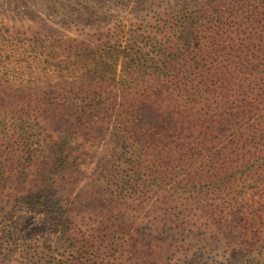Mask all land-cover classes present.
<instances>
[{
    "label": "rangeland",
    "instance_id": "obj_1",
    "mask_svg": "<svg viewBox=\"0 0 264 264\" xmlns=\"http://www.w3.org/2000/svg\"><path fill=\"white\" fill-rule=\"evenodd\" d=\"M263 4L0 0V117L12 122L19 111H32L40 119L37 126L61 147L56 166L42 163L45 153L30 163L25 153L14 155L10 136L0 132V152L5 151L0 158V264H264L259 189L249 182L228 187L229 175L213 166L214 172L198 174L188 164L185 171L196 172L189 176L181 143L169 157L158 158L161 173L155 168L138 173L115 136V118L123 114L111 118L118 110L129 111L143 144L164 146L170 122L183 124L162 101L210 76L240 83L264 72V45L262 58H254V45L264 43ZM259 81L251 77L245 87L255 89ZM142 85L151 95L138 100ZM256 93L243 98L236 85L230 97L212 105L216 124L223 126L229 98L237 106L247 104L245 118L237 108L212 145L216 158L227 155L229 141L237 153L254 157L233 135L248 121ZM155 98H161L162 111ZM79 108L101 109L107 118L102 114L91 131L78 117ZM200 113L206 123L207 115ZM258 113L253 108L249 124ZM81 125L89 133L79 131ZM213 132L215 137L218 130ZM38 186L67 212L29 210L26 201L38 199ZM25 192L31 195L23 197Z\"/></svg>",
    "mask_w": 264,
    "mask_h": 264
},
{
    "label": "trees",
    "instance_id": "obj_2",
    "mask_svg": "<svg viewBox=\"0 0 264 264\" xmlns=\"http://www.w3.org/2000/svg\"><path fill=\"white\" fill-rule=\"evenodd\" d=\"M263 45L264 43L261 41L254 45L256 53L254 58H262L260 53L263 50ZM251 77L260 78L258 86H256L255 89L254 87H245V83ZM180 83L179 81L177 82L179 85ZM184 85L185 81L183 80V86ZM236 85L239 86L243 98H246L253 90L257 92L256 97H253L249 104V118L253 108L258 109V115L254 117L255 122L249 124L248 118L245 124L236 126H239V129L233 135V137L244 142L246 149H248L254 157L250 158L242 151L237 153L238 150L235 147H231L234 142L229 141L227 146L230 147L227 155L223 158H219V156L216 158V153H212V145L214 143L218 144L217 140L219 134H223L227 129L226 126L231 125L233 121L232 118H235L237 114V108L242 111V113L239 114L242 119L245 118L247 113L246 103L237 106L233 103L232 99L229 98L228 104H231V106L225 111V113H228L229 119L220 120V122L224 124L223 126L216 124L217 119L215 115L217 113L213 112L212 105L220 101L221 97L224 95L230 97ZM211 86L212 91L209 89ZM142 87V91L139 92L140 97L138 100L151 95L150 89L145 87V85H142ZM160 100L161 98H155L154 103L155 107L157 106L156 109L162 111ZM162 106L172 111L179 122L183 124L182 127L170 122L173 126L167 129L166 135L168 137L166 138L163 136L166 141L164 146L162 143L158 142L152 146V141L146 145L143 144L141 138L138 136V134L143 135V133H140L136 128L135 120L127 113L129 111L118 110V113L114 111L115 115L111 117L114 118L115 116L123 114L122 117L115 118V123L118 126L115 128V136L125 148V154L129 157L131 169L138 173H145L155 168L157 173H161L159 171L158 158L163 159L169 157V152H173V150L180 148L179 144L181 143L183 144L184 171L189 168L188 164L190 167L195 166L198 174L199 170L202 169L208 171L212 170L214 172V170L210 168L211 166L214 168L216 167L218 172L229 175L227 176L226 186L230 187L235 184H243V182L246 184L249 182L251 184L250 188L255 190L259 189L260 193L257 197L264 201V72H260L259 75H255L254 73L249 74V77L243 78L240 83L210 76L208 82L202 79L198 86L192 90H190V87H187L184 92L183 88L181 91H177L175 96H171L166 99V101H162ZM208 109H210V111H207ZM194 110H196V112H194ZM200 110L204 112L205 116L207 115L206 123L204 122L205 119L202 118ZM19 112L20 116L16 117L12 122H8L6 118L3 119V117H0V132H2V135L7 134V136H10V140L12 141L11 148L15 152H18L14 153V155L23 157L26 154V158L30 159V163H32L41 160L43 157L42 154L45 153L46 156H44L43 159L46 160L42 163L49 167L56 166V160H58L57 153L61 151V147L59 148V146L55 144V141H53L52 137L54 136L49 133H44L40 127L37 126V123H40V119L37 116L35 117L32 111L23 110ZM89 112L91 113L90 116L87 115ZM36 113L37 112H35V114ZM77 113L81 121L91 125V131L96 124L102 121V114H104L105 119L107 118V114L101 109L88 111L85 108H79ZM213 129L218 130L215 137ZM34 130H36V132H34ZM80 130L89 133L87 125H81L79 131ZM42 140L53 142L43 144L41 142ZM171 142L173 146L170 145ZM2 156H5L4 149L0 152V158ZM199 159L203 161L200 165L198 163ZM169 162H171V159L166 162V166H168ZM180 162L181 160L178 161V165H180ZM43 168L45 171L47 170V168ZM186 173L189 174V176H195L196 172L194 169H189ZM35 191L39 193L36 194L38 199L35 201H26L29 210L41 209L50 215H63L64 212H67V209L61 205L59 201L46 197L41 187H35ZM35 191L29 189V192H32L31 194L35 193ZM29 192H25V194L22 193L21 195L23 197H28L31 195ZM248 193V191L245 192V194ZM253 195L255 196V194ZM237 197L238 195L236 198Z\"/></svg>",
    "mask_w": 264,
    "mask_h": 264
}]
</instances>
